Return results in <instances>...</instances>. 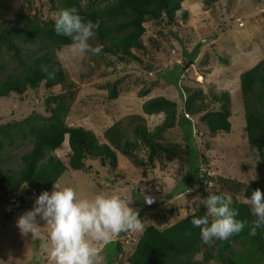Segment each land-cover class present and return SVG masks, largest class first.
Wrapping results in <instances>:
<instances>
[{
  "label": "trees",
  "instance_id": "trees-1",
  "mask_svg": "<svg viewBox=\"0 0 264 264\" xmlns=\"http://www.w3.org/2000/svg\"><path fill=\"white\" fill-rule=\"evenodd\" d=\"M183 1L51 0L50 11L58 15L63 9L75 7L86 21L99 24L90 43L101 45L103 50L99 55L84 54L85 58H91L89 64L93 69L102 64L118 66L119 71L142 69L144 62L136 50L144 52L147 49L143 36L149 21L159 24L167 33H175L178 42L182 41L185 46L182 54L188 59L190 67L198 58L203 41L200 39L192 44L186 36L181 37L174 30ZM213 1L208 0L207 5ZM33 3L34 0H0V49L12 58L9 75L1 77L6 65H0V101L16 96L23 102L19 106L24 110L22 117L0 123V205L6 203L5 213L0 219L9 220L18 211L26 209L29 201L36 200L43 191L51 190L67 170L87 169L90 158L102 167L116 166L117 150L134 156L142 148L149 159L148 162L140 159L139 163L149 166L156 158L163 162L180 159L189 170L196 172L202 194L208 195V189L212 194H230L233 207L239 211L238 219L248 224L242 232L226 240L205 243L200 229L191 223L194 216L205 214L206 209L202 206L164 228L149 224L138 237L133 252L125 257L123 244L116 240L114 256L124 257L117 258L119 264H195L198 254L203 255L204 264H264V227L257 229L255 236L250 235L255 220L251 205L236 197L241 192L243 198L250 200L251 193L257 188L264 190L263 186L258 180H251L246 187L242 182L226 184L223 177L200 172L198 148L193 141L196 121L205 123L212 135L231 131L230 92H216L208 102L203 91L192 92L187 97L181 88V100L165 95L149 98L143 105L144 112L164 113L162 124L148 130L146 120L140 114L135 116L138 121L133 126L135 140L126 139L123 124L116 122L105 131L107 141L100 142L93 131L67 123L75 88L68 71L55 54L72 42L69 37L54 31L56 18H46L40 10L32 11ZM186 16L187 13L183 15ZM5 59L9 60L0 55V63ZM188 67L182 62L174 65L169 75L177 74L168 81L173 80L177 85ZM120 81L110 85L111 99L118 97ZM240 82L248 142L251 149L264 158V58L244 71ZM57 86H61L59 91L55 90ZM150 91V88L145 89L141 95ZM35 95L39 96V102L33 98ZM29 98L33 101L25 102ZM177 126H180L185 142L161 139L167 129ZM66 139L70 145L68 163L54 154L63 147ZM20 146L30 148L21 155L22 166L15 170L7 166V157H11L12 150ZM216 184H221V187L217 188ZM226 187L232 194L227 192ZM144 204L139 216L147 208V203Z\"/></svg>",
  "mask_w": 264,
  "mask_h": 264
},
{
  "label": "rangeland",
  "instance_id": "rangeland-1",
  "mask_svg": "<svg viewBox=\"0 0 264 264\" xmlns=\"http://www.w3.org/2000/svg\"><path fill=\"white\" fill-rule=\"evenodd\" d=\"M207 2L184 0L177 13L174 30L181 37L186 36L192 44L200 39L203 41L198 59L190 67L188 59L182 54L185 47L182 41L178 42L175 33H167L154 21L146 23L147 31L143 36L146 51L136 50L144 62L142 69L119 71L118 66L108 67L104 64L93 69L89 64L91 58H85L84 54H73L71 45L58 49L55 56L62 61L75 88L67 123L91 130L100 142H106L105 131L116 122H121L125 128V138L135 140L133 126L138 121L135 116H144L148 130H154L165 119L164 113L144 112L143 105L149 98L165 95L181 100V88L187 97L192 92L203 91L208 102L216 92L227 90L232 101L231 131L212 135L202 121L194 123L193 141L198 148L200 172L223 177L226 184L242 182L244 187L251 180H258L264 188V158L251 149L248 142L240 82L242 73L264 58V0H215L209 5ZM51 7V0H34L31 9L34 12L40 10L46 18H57V13L50 11ZM26 8L29 9L28 6ZM185 13L186 18L183 17ZM0 55L9 59L0 63L6 65L2 77L12 72V58L4 54L3 49H0ZM181 62L188 68L176 85L173 80H168L177 73L170 76L169 72ZM117 80H121L118 84L119 94L111 99L109 88ZM149 88V94L141 95V91ZM60 89L61 86L55 87L57 91ZM39 94L42 93L39 91ZM33 98L36 102L40 101L38 95ZM28 101L33 99L25 102ZM22 103L16 96L3 98L0 101V123L22 117L24 110L19 106ZM162 136L164 141L185 142L180 126L167 129ZM29 148L20 146L13 149L11 157H7V166L18 170L22 166L21 155ZM117 151L116 166L102 167L90 158L87 169L67 170L58 180L61 184L76 188L78 198L82 199L91 200L98 193L118 194L131 200L134 211L139 213L146 197L152 199L151 206L147 203V208L139 216L143 230L121 232L107 243L96 242L100 249V264H119L116 260L121 255L114 256L116 240L123 244L122 255H130L138 237L149 224L160 228L169 226L198 210L203 206L200 200L212 194L210 189L207 190L208 195L200 192L196 172L189 170L180 159L163 162L156 158L154 163L145 166L139 160L148 162L146 150L138 149L134 156ZM69 153L68 139L63 147L54 152L66 163L69 162ZM216 187L220 188L221 184H216ZM226 189L231 193L228 187ZM236 197L249 202L241 192ZM35 201H29L30 205L18 211L13 218L0 219V264H53L49 255L50 225L37 217L41 227L35 237L31 232L24 235L17 226L18 219L33 209ZM5 209L6 203L3 202L0 216ZM202 256L198 254L195 257V264H204Z\"/></svg>",
  "mask_w": 264,
  "mask_h": 264
},
{
  "label": "clouds",
  "instance_id": "clouds-1",
  "mask_svg": "<svg viewBox=\"0 0 264 264\" xmlns=\"http://www.w3.org/2000/svg\"><path fill=\"white\" fill-rule=\"evenodd\" d=\"M98 28V23L86 21L75 7L61 10L54 23L58 35L71 39L73 54L99 55L102 52L101 45L90 43ZM49 191L37 197L33 209L18 219L17 226L24 235L31 232L35 237L41 227L37 217L50 225L49 255L53 264H100L96 242L107 243L121 232L143 230L139 212L131 206L133 202L118 194L98 193L91 200L82 199L78 198L76 188L58 180ZM151 202L147 196L145 203ZM249 203L255 217L250 235L255 236L257 229L264 227V190H254ZM200 204L206 209L205 214L194 216L191 223L200 229L205 243L226 240L242 232L248 224L238 219L239 211L233 207L230 194H209Z\"/></svg>",
  "mask_w": 264,
  "mask_h": 264
},
{
  "label": "water",
  "instance_id": "water-1",
  "mask_svg": "<svg viewBox=\"0 0 264 264\" xmlns=\"http://www.w3.org/2000/svg\"><path fill=\"white\" fill-rule=\"evenodd\" d=\"M150 206H151V203H150Z\"/></svg>",
  "mask_w": 264,
  "mask_h": 264
}]
</instances>
